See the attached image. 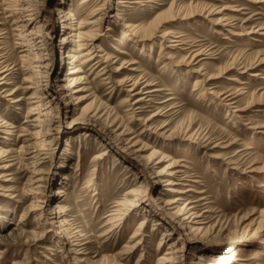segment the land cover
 <instances>
[{
	"label": "rangeland",
	"instance_id": "374dc122",
	"mask_svg": "<svg viewBox=\"0 0 264 264\" xmlns=\"http://www.w3.org/2000/svg\"><path fill=\"white\" fill-rule=\"evenodd\" d=\"M130 1L0 0V264H264V0Z\"/></svg>",
	"mask_w": 264,
	"mask_h": 264
},
{
	"label": "bare ground",
	"instance_id": "6f19581e",
	"mask_svg": "<svg viewBox=\"0 0 264 264\" xmlns=\"http://www.w3.org/2000/svg\"><path fill=\"white\" fill-rule=\"evenodd\" d=\"M92 0H87V2L86 3H90ZM131 4V1L130 0H120V4L123 6V5H126V4ZM103 8H100V10H102ZM180 10V9H179ZM206 12V9L205 8H201L199 11H198V9H197V11H196V9H195V11L193 10L192 11V13H190L189 12V16H187V17H193L194 15L196 16V15H202L203 13H205ZM186 17V18H187ZM185 19V18H184ZM127 27V26H126ZM128 27H130V26H128ZM261 29H264V27L263 28H261ZM129 30H131L130 32H131V35L133 36V37H135V39L136 40H138V41H145V38H142L141 36H143L144 34V36L147 38L146 40H149V39H151V37H152V33H150L149 31H145V33H143V34H140L141 33V31H140V29L138 28V27H135V28H133V27H130L129 28ZM139 36V37H138ZM171 36V34L170 33H168V34H164L163 36H162V39H164V40H166V41H168V42H171V43H175L176 41H170L171 40V38H169ZM177 42H179V41H177ZM174 46V45H173ZM173 46H171V47H173ZM175 47V46H174ZM206 56V55H208V53H204V52H201L200 50H198V51H196L195 53H193V55H192V57L190 58V61H186L185 63H187L186 65L188 66L189 65V67L191 66V65H193V62H194V59L196 58V57H199V56ZM69 58H73V57H75V56H68ZM196 60V59H195ZM237 60L238 59H234L229 65H227L222 71V73H225L226 72V70H229V69H234V68H236V67H238V65L236 66V64H237ZM257 61V62H256ZM255 62V63H254ZM264 64V58H261V57H259L258 56V58L255 60V61H253V64L252 65H257V66H249L248 68L246 67V68H243V67H241V68H239V70H243L244 69V71L243 72H247V71H249V70H251V69H253L254 67H259V66H261V65H263ZM177 65H180V64H177ZM8 70H4V71H2L1 73H0V83H3L6 79H7V76L4 78V77H2L6 72H7ZM73 71H75V70H73ZM188 72H190V73H196V74H198L200 77H202L203 78V80H201V79H195L194 80V82H195V88L196 89H199V87H204L203 86V84L204 83H207V85H206V89L204 90V93H207V94H210V95H213L214 96V92H212L211 90L213 89V88H207V86L209 85V83H210V81L212 80V79H214L215 77H213V76H210V77H208V75H206L205 73H203V70L201 71V70H197L196 68L195 69H189V71ZM69 73H71V70H70V72ZM72 73H74V72H72ZM220 76V75H219ZM252 76L253 77H258V76H260L259 75V73H254V74H252ZM233 81H236L235 79H232ZM138 84H140V82H138V81H136L134 84H133V87L132 88H134V87H136ZM0 86H1V84H0ZM132 88H131V90H132ZM132 91H134V90H132ZM153 91H156V90H153ZM152 92V91H151ZM216 96V98L218 99H220V95L219 94H216L215 95ZM222 101V100H221ZM137 102V101H136ZM235 104V103H234ZM247 107H237V108H235L232 112H233V114H237V113H239V112H243V111H245V109H246ZM32 115H35V114H32ZM237 117H238V115H236ZM189 136V135H188ZM192 136L193 135H190L189 136V139H191L192 138ZM200 139V138H199ZM204 141H202L203 143H206V144H209V142H210V139L209 138H206V137H204V138H202ZM201 140V139H200ZM12 152H10V153H8L7 151H3L2 149H0V164H3V163H7V164H10L9 162H11L12 160L10 159V154H11ZM107 153H106V151H104V153H103V155H106ZM6 159H8V160H6ZM7 167H10V166H8V165H5V166H3V167H1L0 169H4V168H7ZM172 203H174V202H172ZM170 203H168L167 202V205H169ZM264 213V212H263ZM145 225V222H142V224L140 225V228L142 229L143 228V226ZM138 235V234H137ZM167 236L168 235H170V233H167L166 234ZM142 241H143V239H140V241H138V245H142ZM137 246V245H136ZM1 253V252H0ZM238 262H242V259L241 258H239V257H236L234 260H233V263H238Z\"/></svg>",
	"mask_w": 264,
	"mask_h": 264
}]
</instances>
